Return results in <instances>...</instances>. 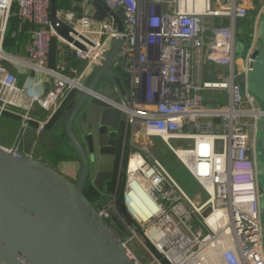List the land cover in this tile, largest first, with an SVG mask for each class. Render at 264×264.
<instances>
[{"label": "built area", "instance_id": "built-area-1", "mask_svg": "<svg viewBox=\"0 0 264 264\" xmlns=\"http://www.w3.org/2000/svg\"><path fill=\"white\" fill-rule=\"evenodd\" d=\"M102 1L119 15L122 30L109 14L93 29L94 19L86 8L81 14L65 11L63 20L75 31L69 35L85 49L59 38V58L51 71L48 52L55 33L50 24V0H0V70L8 22L15 16L19 23L32 27L27 56L21 62L53 77V86L44 95L31 97L18 87L12 72L5 71L0 78V112L16 109L20 117L13 146L23 144L32 122L37 123V133L44 130L71 93L82 88L88 70L99 66L112 42L119 39L114 69L126 87V101L106 99L121 111L122 126L112 196L96 210L129 244H139L140 254L152 259V264H264L257 158L259 119L264 112L246 88L264 2L257 8L256 0ZM256 8L245 53L236 59L238 20ZM68 50L85 61L75 75L62 73L65 61L61 57ZM202 62L213 64L211 82L194 74ZM206 90L223 91L225 103L205 105ZM34 106L46 112V119L32 115ZM148 136L187 143L168 146L206 192L202 203L196 204L146 147L142 139ZM134 156L141 159L137 176L129 168ZM123 159L128 175L119 200ZM133 179L158 208L142 223L129 208ZM117 200L122 210L117 209ZM141 209L149 210L144 200ZM218 211L221 214L210 222L208 218ZM205 250L215 254L216 263L203 259Z\"/></svg>", "mask_w": 264, "mask_h": 264}, {"label": "water", "instance_id": "water-1", "mask_svg": "<svg viewBox=\"0 0 264 264\" xmlns=\"http://www.w3.org/2000/svg\"><path fill=\"white\" fill-rule=\"evenodd\" d=\"M84 5L93 11V19L101 21L109 14L122 30L119 15L102 0H50V24L55 33L48 52L51 71L59 58V38L85 49L69 35L75 31L59 13L67 8L81 13ZM79 38L89 42L81 35ZM256 38L246 88L264 112V17L257 24ZM120 43L119 39L112 42L91 80L83 82L61 113L62 136L80 165L74 183L33 157L35 145L25 141L18 147L0 143V264H146L120 230L98 213L100 205L92 204L83 193L86 184L98 190L110 184L122 115L106 99L117 95L126 101V87L114 69ZM103 77L109 78L110 87L99 90ZM49 82L52 87L53 77ZM259 128L264 155V114ZM39 135L36 132L33 137ZM259 178L264 196V161ZM261 218L264 229V202Z\"/></svg>", "mask_w": 264, "mask_h": 264}, {"label": "crops", "instance_id": "crops-1", "mask_svg": "<svg viewBox=\"0 0 264 264\" xmlns=\"http://www.w3.org/2000/svg\"><path fill=\"white\" fill-rule=\"evenodd\" d=\"M264 2V0H256V6L257 8ZM86 8L87 13L92 15L93 11L90 9L89 6L84 5ZM256 9H252L249 14H252V19L250 22H248L247 26L250 28L253 25L254 18H255V13L257 12ZM67 10H72L71 8H67ZM65 10V11H67ZM256 10V11H255ZM65 11H60V15L62 16ZM73 11V10H72ZM255 11V12H254ZM77 14H81L77 11H75ZM264 15V12H263ZM262 15V17H263ZM249 17H246L244 19L238 20V25H243L246 22V19ZM93 29L98 28L99 22L97 20H93L91 24ZM31 26L28 24H21L19 21H16V17L12 16L8 25V29L11 30V35H10V42L8 44V48L11 53L6 52V55L1 59V64L3 66V70H0V78H2L3 74L5 71L12 72L16 77H17V85L18 87L24 89L26 93L31 97V96H42L44 93L47 91V89L50 87V82H49V77L46 75L39 73L30 67L24 65L21 60L26 59L27 52H26V46L31 38ZM242 28V27H241ZM251 28L249 31V38H250V32ZM246 30H244V33ZM15 40V41H14ZM61 44V40L58 43V47ZM66 52V51H65ZM62 55V59L65 61V69L63 70V74L65 75H75L78 73L85 65V61L82 59L77 58L72 50H68L69 54L68 55ZM213 70V65L207 64V63H200L197 65L194 69V74L195 76L199 77L203 81L211 82L214 80L212 76V72L209 73V69ZM96 68L95 66H92L85 78L83 79L84 82H88L91 80L93 75L95 74ZM216 91V90H212ZM221 92V91H218ZM223 92V91H222ZM76 91L72 92L68 100L66 101L65 105L63 106V109L66 108V106L69 104L71 101L72 97L75 95ZM220 104V103H218ZM62 109V110H63ZM39 108L34 106L32 110V115L39 119L36 116V113L39 112ZM4 119L3 125L0 127V143L7 144V145H13L18 127L20 124V117L16 112V109H10L8 111H2L0 112V122L1 120ZM46 119V116H45ZM51 125V122L47 124V126ZM36 128H37V123L32 122L29 130L26 133L25 136V142L29 143L32 145H35L37 147L36 151H33L32 156L43 161H49L53 160V155L52 152L45 153V151L42 149V146L39 145L40 139H38V136L35 138L33 137L34 134H36ZM53 129H56V133L58 132H63L61 124L56 125L52 127ZM56 136V135H55ZM121 137V129H120V135L119 138ZM56 142V143H55ZM49 147L51 148L52 146L54 147L57 144L56 139H50L48 142ZM52 149V148H51ZM35 150V149H34ZM57 151V150H56ZM38 153V155H37ZM62 155V154H61ZM67 156V154H66ZM68 162V160H65ZM73 162H77V160H73Z\"/></svg>", "mask_w": 264, "mask_h": 264}, {"label": "rangeland", "instance_id": "rangeland-1", "mask_svg": "<svg viewBox=\"0 0 264 264\" xmlns=\"http://www.w3.org/2000/svg\"><path fill=\"white\" fill-rule=\"evenodd\" d=\"M249 18L246 19V22L243 25L237 26V37H236V59L243 57L245 50H246V44L249 39V31L250 28L247 26L248 22L252 19V14L248 15ZM264 17V15H263ZM242 27V28H241ZM244 30L246 32L244 33ZM213 65L212 63H210ZM104 86H107V89L110 87L109 84V78L103 77L101 82L98 84V89L100 90ZM203 97H204V104L210 105V106H216L217 103L224 104L226 94L224 92H218L212 91V90H206L203 91ZM113 98L115 100H118L117 95H113ZM222 99V101H220ZM4 119L0 122V127L3 125ZM143 143L146 145V147L159 159V161L162 163V165L165 167V169L168 171V173L178 182V184L183 188V190L187 193V195L196 203L200 204L202 203L206 198L207 194L202 189V187L192 178V176L189 174L187 169L184 167V165L181 163L180 160H178L175 155L173 154L172 150L168 146V143L174 147L177 146H184L187 143L183 142L179 139L175 140H169L168 143L162 139L160 136H148L144 137L142 139ZM54 150L55 147H51ZM47 145L44 148L45 153H49L52 151ZM64 153H67L64 151ZM68 154V153H67ZM257 158L259 161V172L261 170L262 163L264 161V155L262 153L261 149V143H260V132L258 134V141H257ZM47 162V161H46ZM52 162V161H51ZM49 164V163H48ZM54 168L58 169L57 171L61 173L65 178H67L71 182L76 181V174L79 170V164L77 162H67L65 160H61L58 162H52L50 163ZM125 162L123 159V163L120 166V173H121V184L117 191V197L120 200V196L122 195V192L124 190L125 181L127 178V169H125L124 166ZM134 167V166H133ZM134 169V168H133ZM260 185L262 186L261 178H259ZM112 183V182H111ZM103 192H105L106 195V202L109 201V199L112 196V184L111 187L108 190L102 189ZM119 200L116 202V207L118 210H122V205L119 204ZM105 202V203H106ZM264 202V196L261 198V205H263ZM133 246H135L137 252L140 253V245L137 243H134ZM144 262L146 264H152L153 261L150 258H144Z\"/></svg>", "mask_w": 264, "mask_h": 264}, {"label": "trees", "instance_id": "trees-1", "mask_svg": "<svg viewBox=\"0 0 264 264\" xmlns=\"http://www.w3.org/2000/svg\"><path fill=\"white\" fill-rule=\"evenodd\" d=\"M13 8L15 9L16 5H14ZM16 21H18L17 18H16ZM9 22H10V20H9ZM9 22H8V25H9ZM250 34H251V32H250ZM10 35H11V30L8 29V26H7V30H6V33H5V39H4V50L6 52H9V53H11V52H10V50L8 48V44L10 42H12L10 40ZM39 110L40 111L36 113V116L40 120H44L45 116H46V112L44 110L40 109V108H39ZM62 112H63V110H61L57 115H55L50 120L51 125H49V126L46 125L44 130L42 132H40V135L38 137V139H40L39 145L42 146L43 150L48 145V142H49L50 139H56L58 145H55L54 147H55V149L57 151L54 150L52 152V155L54 156L53 160H51L52 162H58V161H61V160H68V162H70V161H73V160H77L76 157L73 155L72 151H70L68 149V147H69L68 146V141H67V139L65 137L62 136L63 132H59V130H58V132L56 133V129L52 128V127L62 123L61 119H60ZM36 149H37V147H35L34 151H36ZM64 151H66L68 154L64 153ZM66 154H67V156H66ZM37 155H38V153H37ZM40 161L46 163L43 160H40ZM51 161L48 162L49 164L48 163H46V164H48L49 166L54 168L50 164V163H52ZM54 169L58 170L56 168H54ZM83 193L87 197V199L94 205H103L106 202L105 192H103L102 190H98L96 187L92 186L91 184H86L85 185V187L83 188ZM164 262H165V260H164Z\"/></svg>", "mask_w": 264, "mask_h": 264}, {"label": "bare ground", "instance_id": "bare-ground-1", "mask_svg": "<svg viewBox=\"0 0 264 264\" xmlns=\"http://www.w3.org/2000/svg\"><path fill=\"white\" fill-rule=\"evenodd\" d=\"M200 4L198 5V8H200ZM167 137H164L166 139ZM170 142V141H169ZM178 153L180 155L183 154V152L178 149ZM134 166V167H133ZM129 168L135 172V176H137V171H140L141 169V159L138 156H134L131 158L129 163ZM134 168V169H133ZM137 172V173H136ZM209 191L211 192V187H208ZM141 200H144L148 206L149 210L144 211L141 209ZM128 202H129V208L130 211L134 214V217L139 221L143 222L148 219L151 213H154L158 210L156 205L152 204L149 196L147 193L139 187L137 183H135V179L132 180L129 186V192H128ZM221 211L216 212V214L210 216L208 220L212 222L215 219L216 215H220ZM207 250L203 251L202 255L204 256L203 259H207V262H217V258L214 253H207Z\"/></svg>", "mask_w": 264, "mask_h": 264}, {"label": "flooded vegetation", "instance_id": "flooded-vegetation-1", "mask_svg": "<svg viewBox=\"0 0 264 264\" xmlns=\"http://www.w3.org/2000/svg\"><path fill=\"white\" fill-rule=\"evenodd\" d=\"M120 134V133H119ZM119 140H120V138H119ZM119 145V144H118ZM118 145L116 146V153H115V161H114V163H113V169H112V171H111V177H110V180H109V182H110V184H109V186L107 185V184H104L103 185V189H105V190H108L110 187H111V182H112V179H113V175H114V170H115V166H116V160H117V155H118V152H119V147H118ZM79 169H80V165H79Z\"/></svg>", "mask_w": 264, "mask_h": 264}]
</instances>
